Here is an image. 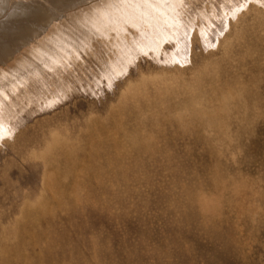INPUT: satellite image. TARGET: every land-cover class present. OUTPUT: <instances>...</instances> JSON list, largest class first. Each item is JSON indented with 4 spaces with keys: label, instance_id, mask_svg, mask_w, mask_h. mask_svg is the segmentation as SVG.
<instances>
[{
    "label": "rangeland",
    "instance_id": "rangeland-1",
    "mask_svg": "<svg viewBox=\"0 0 264 264\" xmlns=\"http://www.w3.org/2000/svg\"><path fill=\"white\" fill-rule=\"evenodd\" d=\"M0 264H264V5L93 0L0 67Z\"/></svg>",
    "mask_w": 264,
    "mask_h": 264
},
{
    "label": "bare ground",
    "instance_id": "bare-ground-1",
    "mask_svg": "<svg viewBox=\"0 0 264 264\" xmlns=\"http://www.w3.org/2000/svg\"><path fill=\"white\" fill-rule=\"evenodd\" d=\"M91 1L0 0V67L11 63L15 56L31 42L41 38L65 13ZM21 68L20 64H15L13 68H8L5 77L20 72Z\"/></svg>",
    "mask_w": 264,
    "mask_h": 264
},
{
    "label": "snow or ice",
    "instance_id": "snow-or-ice-1",
    "mask_svg": "<svg viewBox=\"0 0 264 264\" xmlns=\"http://www.w3.org/2000/svg\"><path fill=\"white\" fill-rule=\"evenodd\" d=\"M258 2L264 5V0H258Z\"/></svg>",
    "mask_w": 264,
    "mask_h": 264
}]
</instances>
